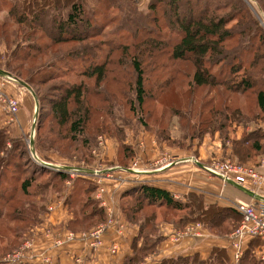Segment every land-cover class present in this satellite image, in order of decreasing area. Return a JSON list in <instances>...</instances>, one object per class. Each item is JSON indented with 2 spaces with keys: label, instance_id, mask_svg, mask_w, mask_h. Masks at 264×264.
<instances>
[{
  "label": "trees",
  "instance_id": "trees-1",
  "mask_svg": "<svg viewBox=\"0 0 264 264\" xmlns=\"http://www.w3.org/2000/svg\"><path fill=\"white\" fill-rule=\"evenodd\" d=\"M254 1L264 15V0ZM97 5L115 17L100 21ZM0 70L34 95L33 147L41 158L39 151L96 163L99 136L120 131L117 120L126 125L133 117L150 129L156 118L150 106L182 86H188L186 107L170 103V121H160L154 132L160 141L184 149L181 140L200 145L219 134L237 163L264 157V31L244 0H0ZM133 155L124 145L120 167L127 169ZM17 168L24 179L8 175ZM67 179L66 171L35 164L25 139L0 130V261L43 223L49 193L62 198ZM73 182L66 229L87 232L104 222V210L95 183L82 175ZM121 210L138 227L123 264H229L220 247L207 259H148L165 240L162 224L182 230L200 223L226 237L242 220L235 207L207 204L203 194L180 200L146 183L122 193ZM254 247L251 241L240 264H260Z\"/></svg>",
  "mask_w": 264,
  "mask_h": 264
},
{
  "label": "crops",
  "instance_id": "crops-1",
  "mask_svg": "<svg viewBox=\"0 0 264 264\" xmlns=\"http://www.w3.org/2000/svg\"><path fill=\"white\" fill-rule=\"evenodd\" d=\"M1 81L0 90L8 96L19 98L21 107L14 120L11 121L8 108L0 103V130L6 129L14 138L33 140L35 137L34 118L36 116V100L33 94L31 92L27 93L26 90L18 88L9 81H6V85L2 84ZM2 85H4L5 90L1 88ZM242 131V129H239L238 138L241 137ZM154 139V135L149 133L145 135L146 146L138 154L140 165L136 171L131 170V167L124 169L116 166L122 169L121 172H117L118 177H120L117 181L119 184L117 196L121 220L125 223L126 230L122 237L115 230L109 231L105 236V243L111 245L117 242L120 245L119 252L116 255H111L105 250H96L85 254L83 253L82 244L77 241L62 249L48 250L49 255L54 259V264H123L125 258L132 254V243L138 234V227L129 223L126 214L121 210V195L126 189L134 185L146 183L164 188L180 200L184 199L188 193L196 192L204 195L207 204H217L221 207H235L240 202L264 201V184L261 187L251 184L241 186L226 181L217 174L210 172L209 168L215 163L214 161V163L209 162L213 152L224 160L236 161L232 151L230 149L224 151L221 148V141L216 137H206L194 149L188 148L186 150L164 147L161 144L154 146ZM109 156V160H116V155L112 150H110ZM249 164L257 167L264 174V160L261 165L254 162ZM121 181L123 182L120 184ZM58 195L59 193H51L48 204H55V202L64 199V197H62L63 199L60 198L62 200L58 199L61 196ZM72 219L73 213L64 201L63 205H59L55 212L42 218L43 224L41 226L50 225L52 227L55 225V228H66ZM160 230L165 240L159 245L158 253L151 256L148 262H159L163 258L192 256L195 254L199 255L201 259H207L214 247L226 249L229 261L231 260V234L220 237L203 225H201L196 236L182 235L180 237L177 234L184 231L168 224H162ZM37 239L41 246L46 244L41 236L38 235ZM251 241H254L253 254L256 260L260 264H264L263 241L260 238ZM251 241L247 243L246 250ZM79 259L80 262H78Z\"/></svg>",
  "mask_w": 264,
  "mask_h": 264
},
{
  "label": "built area",
  "instance_id": "built-area-1",
  "mask_svg": "<svg viewBox=\"0 0 264 264\" xmlns=\"http://www.w3.org/2000/svg\"><path fill=\"white\" fill-rule=\"evenodd\" d=\"M0 103L8 108L11 121L18 114L21 103L18 98L6 95L0 90ZM107 139L105 136L98 138V145L94 148L93 153L99 159L94 164H78L65 165L45 162L37 154L34 149L32 140H28V149L32 161L44 168L52 171H66L71 178H77L81 175L87 177L97 186V200L104 210L105 220L102 224L96 226L87 232L75 233L66 228H55V225L50 227H35L30 234L26 236V240L19 248L4 257L0 264H54V259L49 255L48 250H58L66 247L69 244L79 241L83 247V253H90L96 250H105L111 255H116L120 250V245L115 242L111 245H106L105 236L109 231L115 230L119 236H123L126 230L125 223L121 220L119 200L117 190L119 189L117 172L122 169L116 166H105L100 160L105 161L104 148ZM197 163V160H195ZM71 166V167H70ZM137 165L130 168L133 171L137 170ZM210 172L217 174L226 181L234 182L241 186L248 184L261 187L264 184V174L259 169L252 165H242L232 160L217 161L209 168ZM125 171V170H124ZM113 179V180H112ZM112 180V181H111ZM110 182V183H109ZM116 182V184L112 183ZM123 181L120 182V184ZM73 181L66 182V193L62 201L55 204H48L46 216L56 211L59 205H63L66 197L72 189ZM123 185V184H122ZM237 211L241 214L242 220L230 236V249L232 250L231 260L229 264H240L241 259L246 251V245L249 241L260 238L264 244V201L257 202H240L235 205ZM201 225L193 224L188 226L184 232H180L178 236H196ZM41 236L45 240V245L41 246L37 236ZM81 260L79 259L78 262Z\"/></svg>",
  "mask_w": 264,
  "mask_h": 264
},
{
  "label": "rangeland",
  "instance_id": "rangeland-1",
  "mask_svg": "<svg viewBox=\"0 0 264 264\" xmlns=\"http://www.w3.org/2000/svg\"><path fill=\"white\" fill-rule=\"evenodd\" d=\"M244 1L247 4V6L249 7L250 11L253 13L254 17L259 21L260 26H262L263 31H264V15L260 13L259 9H261V8L259 7L258 3L256 1H254V0H244ZM96 9L97 10L101 9V11H98V12L103 14V15H101L100 18L98 17V19L100 21H102V18H104V20L106 21V19L109 20L110 18L115 17L114 12L113 13H111L109 11L107 12V11L104 10V8H101L100 5H97ZM168 30L170 31L169 27H168V29L165 28L164 29V33H166ZM1 69H3V68H1ZM130 74H132V71L130 72ZM0 80H2L1 83L4 84V85L7 84L6 81H9V83H12V84L16 85L18 88H20V89H22L24 91L26 90L27 93L28 92L30 93V91L28 89H26L23 86H19L18 84L13 82L10 78H8V76H0ZM68 80L73 82V76H70V78ZM4 85L1 86V88L3 90H5ZM180 88H182V89H180V90L173 89L174 91H169V93L165 97H163L162 100L159 103H157L156 105L150 106V109L156 110V118H155V115H154V120L149 121V124L151 126L150 129L145 128L142 124H140L138 122V120L135 117H133V118L130 117L131 119H130L129 123L127 122L128 124H126V125L124 123L120 122L119 120H117V126L119 127L120 131L112 130V133L114 135L110 134V133L103 134L105 136V138L107 139L106 146L104 148L105 149L104 153H102L104 158H109L110 157L109 156L110 150H112V152H114V155H116L115 156L116 157L115 161H112V160H109V159H107L104 162L102 161L105 164L106 167L107 166H118V165L122 166L121 163H119V159H120V156L123 157V147H124V145H127V146H129L132 149V151L134 152V155H133V157L131 159L127 160L125 165L128 168H130V167L132 168L134 165H137L136 168L138 169V167L140 165V161H139V157L140 156L138 154H139L140 150L143 149L146 146L145 135L148 134V133L151 134V135H154V137H155V139L153 141V145L154 146L155 145L158 146L159 144H161L164 147H168L169 146V145H167L168 143L172 144V142H174L172 140V141H170L168 143L166 142V144H165V143H163L164 141L162 142V141H160L157 138V136L155 135L154 132L157 131V124L160 121H163V122L166 121V120L170 121V117H168V112L170 111L171 107L174 106V107H178L180 109H184L186 107V101H187L186 89H188V86H186V87L182 86ZM19 101H20V99H19ZM20 103H21V101H20ZM170 103H173L171 107L169 106ZM46 109H49V108H46ZM194 122H195V119L192 120L191 123L194 124ZM176 130H177V128L175 127L172 130V133H171L172 136L174 137V139L176 137H178L177 136L178 134H177ZM215 137L221 141V148H222V140H221L220 135L216 134L214 137H211V138H215ZM231 137H233V136H231ZM28 140H29V138H25V142H26L27 145H28ZM193 142H189L188 140L185 141V142H182V140H181L179 143H180V145L182 144L183 146H185L184 149L186 150V149L189 148L188 146H190V145H192V149H194L195 146L199 145V142H198V144H197V142H194L195 144H193ZM9 144L10 143H8V145ZM226 145L230 148L231 143H230L229 140L227 141ZM10 146L11 145H9V147ZM39 152L42 155V158H44L45 160L51 161L54 164L58 163V164H66V165H78V164L82 165V164L85 163V161H82V159L78 158L77 156H72L70 158H68V157L64 158V157H61L59 154H56V153L41 152V151H39ZM93 155H94V153H93ZM100 160H102V159H100ZM263 160H264L263 158L260 159L259 165L263 164ZM213 161L214 162H217V161H219V162L221 161L222 162V161H224V159L220 158L219 156H217V154L215 152H213L211 154V158L209 159V162L212 163ZM247 165H250V164H247ZM21 171L22 170H20L18 168L16 170L15 169H10V171L8 172V175L9 176L10 175H15L18 178L24 179L27 174H23V173H19L18 174V172H21ZM67 181H71V182L75 181V178H71L69 176V179H67ZM66 182L64 183V187L63 188L67 187L66 186ZM112 183H114V182H112ZM72 185L76 186V184H74V182L72 183ZM16 187L17 186H14V188H16ZM14 188H12V191L14 190ZM72 193H73V190L71 191V193L69 195H71ZM50 195L51 194L49 193V195H48L49 198H50ZM42 224L43 223H40L36 227L40 228ZM185 229H182V231H184ZM23 238L24 239L21 240L22 243H24V241L26 240V236L23 237ZM8 244H10V243H8ZM5 245H7V242H5L3 246H5Z\"/></svg>",
  "mask_w": 264,
  "mask_h": 264
},
{
  "label": "water",
  "instance_id": "water-1",
  "mask_svg": "<svg viewBox=\"0 0 264 264\" xmlns=\"http://www.w3.org/2000/svg\"><path fill=\"white\" fill-rule=\"evenodd\" d=\"M0 75H1V76H7V75H6L3 71H1V70H0ZM37 111H38V109H36V115H37ZM32 143H33V141H32ZM33 144H34V143H33Z\"/></svg>",
  "mask_w": 264,
  "mask_h": 264
}]
</instances>
